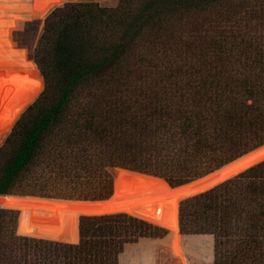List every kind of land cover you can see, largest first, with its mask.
<instances>
[{
    "label": "trees",
    "instance_id": "obj_1",
    "mask_svg": "<svg viewBox=\"0 0 264 264\" xmlns=\"http://www.w3.org/2000/svg\"><path fill=\"white\" fill-rule=\"evenodd\" d=\"M31 59L0 94V264H150L178 232L108 208L113 168L196 180L183 242L264 264V0L65 2Z\"/></svg>",
    "mask_w": 264,
    "mask_h": 264
},
{
    "label": "rangeland",
    "instance_id": "obj_2",
    "mask_svg": "<svg viewBox=\"0 0 264 264\" xmlns=\"http://www.w3.org/2000/svg\"><path fill=\"white\" fill-rule=\"evenodd\" d=\"M69 1H94L103 6H114L116 3V0H0V94H3L1 90L9 83L20 82L22 85L19 89L23 91L31 88V81L40 79L31 74L32 71H38L31 59V50L41 34L43 19L48 12ZM18 31L22 34L15 36ZM1 121L3 116L0 111V126ZM108 171L113 179V195L106 203L108 208L151 222L167 230L168 234H171L170 231L177 232L179 199L173 188L189 185L196 180L172 187L162 179L128 170L113 168ZM138 245L142 249L148 246L146 259L150 264H212L210 246L206 243L183 242L179 230L177 238L167 236L164 240H148Z\"/></svg>",
    "mask_w": 264,
    "mask_h": 264
},
{
    "label": "water",
    "instance_id": "obj_3",
    "mask_svg": "<svg viewBox=\"0 0 264 264\" xmlns=\"http://www.w3.org/2000/svg\"><path fill=\"white\" fill-rule=\"evenodd\" d=\"M129 172H132V171H129ZM132 173H135V174H139V175H143V174H140V173H136V172H132ZM147 176V175H146ZM149 177H151V176H149Z\"/></svg>",
    "mask_w": 264,
    "mask_h": 264
},
{
    "label": "crops",
    "instance_id": "obj_4",
    "mask_svg": "<svg viewBox=\"0 0 264 264\" xmlns=\"http://www.w3.org/2000/svg\"><path fill=\"white\" fill-rule=\"evenodd\" d=\"M178 230H179V229H176L175 231H177V232H178ZM177 232H175V233H177Z\"/></svg>",
    "mask_w": 264,
    "mask_h": 264
}]
</instances>
